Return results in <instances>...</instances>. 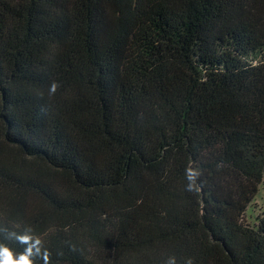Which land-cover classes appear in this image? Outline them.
Wrapping results in <instances>:
<instances>
[{"label":"trees","instance_id":"16d2710c","mask_svg":"<svg viewBox=\"0 0 264 264\" xmlns=\"http://www.w3.org/2000/svg\"><path fill=\"white\" fill-rule=\"evenodd\" d=\"M263 172L264 0H0V264H264Z\"/></svg>","mask_w":264,"mask_h":264},{"label":"rangeland","instance_id":"374dc122","mask_svg":"<svg viewBox=\"0 0 264 264\" xmlns=\"http://www.w3.org/2000/svg\"><path fill=\"white\" fill-rule=\"evenodd\" d=\"M261 214H264V172L258 192L246 210L245 220L251 224H255L258 221L257 217Z\"/></svg>","mask_w":264,"mask_h":264},{"label":"clouds","instance_id":"9594fccd","mask_svg":"<svg viewBox=\"0 0 264 264\" xmlns=\"http://www.w3.org/2000/svg\"><path fill=\"white\" fill-rule=\"evenodd\" d=\"M189 179H191V176L189 177ZM189 188H191V185H189Z\"/></svg>","mask_w":264,"mask_h":264}]
</instances>
